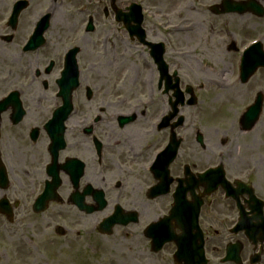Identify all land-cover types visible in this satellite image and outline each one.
I'll return each mask as SVG.
<instances>
[{"label":"flooded vegetation","instance_id":"obj_1","mask_svg":"<svg viewBox=\"0 0 264 264\" xmlns=\"http://www.w3.org/2000/svg\"><path fill=\"white\" fill-rule=\"evenodd\" d=\"M73 4H77L76 11H73L74 16H79V19L84 17L81 30L69 23L73 17L70 8ZM132 5H140L143 8V31L146 40L152 42L148 39L151 30L147 29L151 22L147 18L149 16L145 15L148 0H0V40L9 48H0V58L3 59L0 62V102H4L5 107L0 128L10 132L20 130L16 133L23 138L22 143L8 137L0 143V165H3L9 178L6 189H3V184L0 183V202L8 201V204L15 208V212L33 213L35 200L45 191L47 183L52 179L51 174L59 172L60 190L67 186L73 189L71 178L63 167L71 165L73 168L74 163L71 160H77L84 164L83 176L79 183L80 192L98 187L97 189L105 194V199L112 209L120 206L125 211L136 212L141 221L143 215L149 219L152 208L159 203L160 210H165L164 215H167L174 204L176 190L180 187V191H185L194 179L197 188L195 190V185L191 186L186 199L189 203H202L199 226L205 237L206 252L209 253L213 237L218 239V232H212L218 218L219 225L230 227L239 224L247 227L264 226L263 158L260 154H250L252 149L259 151L261 142L253 147L248 145V135L254 130L243 131L239 118L232 122L231 128L225 133L231 138V142L235 143L236 150H232L235 157L230 155V149L227 150L229 152H222L219 148L215 150V140L219 133L209 136L203 133L201 128H196L194 141L192 146H189V127L186 128V123L173 129L181 117L189 121L188 114L195 108L188 103L194 97L197 98L193 89L181 77L183 61L185 65L187 62H193V59L189 58L192 54L183 52V48L169 50L168 43L165 42L163 60L169 70L165 75H157L156 90L154 79L148 81V76L140 74V71H137L135 76L123 77L122 55L119 53L122 35L143 50L142 55L150 65L153 77V68L158 71L152 49L131 38V32L139 31L137 23L123 18L124 14H130L128 9ZM216 6L217 9L211 11L215 19L244 16L225 14L222 4ZM32 11L36 13L33 19L30 18ZM62 14L66 18L63 23L58 20V16ZM168 15L164 13L166 18ZM180 16L182 15L178 17ZM183 20L181 18L180 21ZM184 23L189 24L188 31L180 35H189L188 42H191L194 36L199 34L197 23L188 20ZM215 29L216 25L211 27L212 38L217 33ZM219 32L221 38L232 43L226 48L228 52L237 53L239 47L243 46L235 44L238 40L232 33L229 34L228 30L219 29ZM196 48L198 46L193 50ZM171 53L179 57H172ZM181 57L184 58L183 61L179 60ZM110 68L114 69V78L117 80L107 85L109 76L106 71ZM75 75L78 77L76 89L73 85ZM132 78H135L133 86ZM92 81L96 82V86L88 84ZM126 85L130 88L128 91ZM201 88H198L199 92H202ZM155 95L162 101L167 99L164 116L175 114L177 110L176 118L165 127V124L161 123L162 116L154 123L150 121L146 129L133 132L131 127L136 128L135 123L141 120L139 115L144 117L150 113L155 104ZM69 96L73 110L68 116L67 111L63 112L67 117L65 148L58 153L55 162L58 147L50 143L46 127L55 113L69 103ZM158 102L160 101L156 104ZM176 102L179 106L174 109L172 105ZM192 116L195 119L196 114L192 113ZM125 118L133 119V122L122 128V120ZM107 132L108 136L126 133L131 143L107 142ZM174 133L183 143H170ZM132 135H137L135 142L131 140ZM200 135L203 143L198 142ZM240 135H247L244 136L246 139H241V143H246L244 149L238 145ZM148 139L150 141L141 143ZM253 143L255 144L256 140ZM176 144L179 146L175 159L169 164L170 154L165 151L168 148L174 149ZM227 144L225 140H221L219 145L224 147ZM19 146L23 149L21 152ZM6 152L22 158L19 168L11 164L12 160L5 161ZM85 155L92 158L86 160ZM219 167L223 168L228 182L232 185L230 197L224 188H214L217 184L216 175L201 178L205 173L216 171ZM166 174L173 179L170 192L153 198L158 178H166ZM107 178L114 180L106 184ZM238 183L245 186H238ZM192 188L195 191L194 196L191 195ZM129 190L133 191L134 196L141 193L140 200L138 201L137 197L132 203L133 208L127 207L125 203L124 197L129 195ZM70 200L71 196L67 201L73 207ZM63 204V201L59 204H49L46 215L49 218L55 217L51 213L53 207ZM218 209L220 211L217 214ZM243 237L247 246L241 242V264H251L259 250V264H264V243L256 246L254 243L250 244L244 235ZM223 240L226 241L227 238L223 237ZM246 247L250 251L245 252ZM225 249L219 264H230L222 261Z\"/></svg>","mask_w":264,"mask_h":264},{"label":"rangeland","instance_id":"obj_2","mask_svg":"<svg viewBox=\"0 0 264 264\" xmlns=\"http://www.w3.org/2000/svg\"><path fill=\"white\" fill-rule=\"evenodd\" d=\"M220 1L148 0L147 15L149 17L147 18H149L151 23L148 24L147 29H152L154 32L155 37L151 38L153 42H167L169 50L183 48L185 49L183 52L192 54L189 58H192L193 62H187L186 65L182 60L184 58L181 57L179 59L183 61L181 77L196 93L197 101L200 103L198 108L188 114L189 121L186 127H189V131H187V134H189V140L187 142L189 146H192L194 141L196 128H201L202 132L209 136H216L219 133V137L215 140V143H217L215 150L219 148L222 149V152L230 151V155L232 154L235 157L236 155L232 151L236 150L234 148L235 143H232L231 138L227 137L225 133L228 132L227 129L231 128V122L236 120V115L242 114L246 110V107L253 104L259 93L264 96V70L257 72L247 85L238 83L236 81V76H238V68L236 67L238 53L227 51L226 48L232 45V43L230 40L226 41L225 38H221L219 29H226L229 34L232 33L238 40L235 44L240 46L245 42L248 43L258 39L259 34L264 33V19H257L251 15H245L246 20L249 18V21L245 20V22L244 20L242 21V17L240 16L218 17L215 19L211 15L209 7L220 3ZM76 6L77 4H73V7H70L73 17L71 16L72 19L69 23L74 24L75 28H80L81 30L84 17H82L83 19H79V16H74L73 11H76ZM30 13V18L33 19L36 13L35 11ZM164 13L169 14L167 18L163 16ZM179 15L182 16L178 17ZM181 18L184 20L180 21ZM186 19L192 23L196 22L197 29H199V34L194 36V40L191 42H188L189 36L187 37V34L181 36L175 32L177 26H180L184 21L187 22ZM215 25L217 33L212 38L210 36L212 35L211 27ZM188 27L189 24L187 23L181 28ZM119 42L122 46L120 48L121 52L119 53L122 55L123 77L135 76L136 72L140 71V74L145 77L148 76V81L154 79V89L156 90V69L153 68L152 70L153 77L151 75L152 73H150V65L142 55L143 51L139 50L140 48L135 44H129L123 35L120 37ZM128 44L130 46H126ZM195 46H198L195 49H198V51L193 50ZM0 48L4 50L9 49L4 46L2 40H0ZM171 56L179 57L175 53H171ZM1 61L3 59L0 58ZM106 75L109 76L107 77V85L109 82L117 80L114 78L113 68L107 70ZM0 76H2V69H0ZM210 80L218 81V83L222 80H227L229 85L233 84V87L220 89L218 85L211 84L209 82ZM131 82L133 86L135 78H132ZM201 83L207 88L199 92L198 88ZM88 84L96 86V82L94 81ZM140 86L139 84L138 87ZM125 87L128 88L127 91L130 89L127 85ZM158 98L159 96L155 95V104H153L148 115L144 117L139 115L138 118L141 120L135 123L136 128L131 127L133 132L137 129H146L150 121L154 123L166 114L167 99L164 98L162 101ZM157 101L160 102L156 104ZM192 113L196 114L195 119H193ZM260 118V122L254 133L252 132L248 135L250 137L248 145L253 147V145H258L257 143L262 141L261 146H259V151L252 149L250 154L254 156L260 154L263 158L264 177V110ZM19 131L16 130L18 133ZM16 132H10L1 127L0 143H2V139L5 140L7 137L16 140L17 143H22L23 138L21 139ZM116 134L118 135L108 136L107 132V142H117L119 144L131 143L126 133L122 135L120 133ZM240 136V143L238 145L244 149L246 143H241V139H244V136L247 137V135ZM254 139H256L255 144L253 143ZM221 140H225L228 144L224 147L220 146ZM148 141L150 140L148 139L141 143ZM155 141H157L156 137ZM19 150L20 152L23 150L21 146H19ZM84 157L86 160L92 158V156L88 158L87 155ZM8 160H12L11 164L19 168L22 158L6 152L5 161ZM90 164L92 165L91 162ZM111 180L114 179L107 178L106 184H109ZM95 188L97 189L98 187ZM71 189L70 186H67L60 190V196L64 204L53 207L54 210L51 213L55 217L49 218L48 215L35 216L31 211H18L16 212L18 222L16 221L9 225L0 216V264H176L173 259L176 253L174 245H168L161 253L156 255L152 253L149 243L143 236V231L147 225L155 222L164 215L165 212L160 210V203L154 205L152 215L149 219L144 218L143 215V219H141L138 225L129 226L124 229L122 227H116L113 235L103 236L96 231V228L102 222V219H105L113 213V210L107 209L104 212L95 213L90 216L80 215L74 208L69 207L70 205L67 199L73 192ZM140 194L138 193L137 196H134L133 191L129 190V195L124 197L127 207L133 208L132 203H134L137 197V200H140ZM262 194L264 197V185ZM109 196L107 195V197ZM123 202L124 199H122ZM87 203L92 204V200L88 199ZM219 211L220 209H218L217 214ZM219 224L218 218V223L214 225V229L212 230L213 233H216L215 231L218 232V235H216L218 239L216 240V237H213L208 256L211 264H219V259L224 256V249L228 243L240 241L243 245L247 246L242 234L238 236L229 235L227 230L230 226ZM56 227L64 229L65 235L62 237L56 235ZM223 237L227 238V240L224 241ZM248 251L250 249L246 247L245 252Z\"/></svg>","mask_w":264,"mask_h":264},{"label":"water","instance_id":"obj_3","mask_svg":"<svg viewBox=\"0 0 264 264\" xmlns=\"http://www.w3.org/2000/svg\"><path fill=\"white\" fill-rule=\"evenodd\" d=\"M256 1L257 0H251V1H249V2H247V3H241V4H238V5H229V7H230V9L233 11V12H235V11H240V12H242V13H245V12H247V11H249V13H250V11H252V12H255V13H257V14H259L260 16H262V13L260 12V11H258V9L259 8H257V7H255V3H256ZM240 9V10H239ZM244 10V11H243ZM259 56H260V58L261 59H263L264 60V55L263 54H258ZM255 64L253 63V65H255L254 67H253V69L248 73L249 75H252L253 74V72H254V70L256 69V68H258V67H260V66H264V64H263V61H262V63H260V60H258V58L256 57L255 58ZM258 64H261V65H258ZM246 69H247V67H246ZM261 106H262V98L260 97L259 99H258V101H257V103H256V105H255V107H253L252 108V110H251V112H250V117H253V120H252V126H251V128L255 125V123L257 122V120H258V118L257 117H259V114H260V111H261ZM247 116H249V114L247 115ZM245 127H246V125H245ZM245 129H247V130H250V128L248 129V127H246ZM61 139H59V140H61V141H59V143H63V136L62 137H60ZM54 187L55 188H57V185H54ZM55 188H54V193H55ZM84 205V203H83V201H80V204H79V207H80V210H87V211H89V209H87L85 206H83ZM104 208V205H103V207L101 208L100 207V209L99 210H102ZM6 210V209H5ZM4 210V212L6 213V214H8V215H11V213L9 212V211H5ZM91 212H93V210H90L89 211V213H91ZM121 220V219H120ZM117 224V222L115 221V220H113L112 218L109 220V221H107V222H105L103 225H102V227H101V229H100V231H101V233H103V234H105V235H111L112 234V229H113V227L115 226ZM124 224H128V223H124ZM157 237V236H156ZM184 238H186V236H184ZM184 238L182 239V238H179V237H175L174 238V240H175V242H176V244H177V248H179V251H178V254H176L175 255V258L174 259H176V262H177V264H191V263H194L195 262V260H197L196 258H189V256H192L191 255V252H190V248H189V242L188 241H186V242H183L182 240H184ZM180 239H181V244H180ZM188 239V238H187ZM186 239V240H187ZM171 241L173 240L172 238L170 239ZM262 241L264 240V236L262 237V239H261ZM155 251H159V249L157 248H155ZM195 264V263H194ZM202 264H205V262H203L202 261Z\"/></svg>","mask_w":264,"mask_h":264},{"label":"bare ground","instance_id":"obj_4","mask_svg":"<svg viewBox=\"0 0 264 264\" xmlns=\"http://www.w3.org/2000/svg\"><path fill=\"white\" fill-rule=\"evenodd\" d=\"M65 17L63 16V14L62 15H60V16H58V20H59V22H64L65 21ZM244 19H242V21H243ZM189 35H187V37H188ZM182 38V37H181ZM225 82V81H224ZM225 87H230L229 86V83H227V82H225ZM231 124H232V122H231ZM233 126V129H234V125H232ZM235 130V129H234ZM128 131H130V130H128ZM233 132V131H232ZM132 133H129V135H131ZM139 135V134H138ZM136 139H137V135H132V138H131V140L132 141H136ZM247 140L249 141L250 140V137H248L247 138ZM250 142V141H249Z\"/></svg>","mask_w":264,"mask_h":264}]
</instances>
